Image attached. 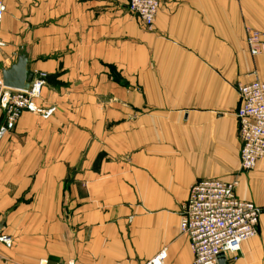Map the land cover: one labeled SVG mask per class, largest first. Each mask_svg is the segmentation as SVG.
I'll list each match as a JSON object with an SVG mask.
<instances>
[{
  "label": "crops",
  "instance_id": "crops-1",
  "mask_svg": "<svg viewBox=\"0 0 264 264\" xmlns=\"http://www.w3.org/2000/svg\"><path fill=\"white\" fill-rule=\"evenodd\" d=\"M2 1L0 81L24 54L55 113H24L0 138L13 242L0 264H144L162 250L191 264L179 212L196 182L236 180L239 199L264 205V160L237 173L235 117L238 85L264 81L245 43L264 31V0H160L148 32L126 0ZM225 264H264V213Z\"/></svg>",
  "mask_w": 264,
  "mask_h": 264
},
{
  "label": "built area",
  "instance_id": "built-area-1",
  "mask_svg": "<svg viewBox=\"0 0 264 264\" xmlns=\"http://www.w3.org/2000/svg\"><path fill=\"white\" fill-rule=\"evenodd\" d=\"M129 14L144 30L150 31L158 12L160 0H126ZM5 6L0 0V27ZM245 43L251 56L264 54V31L245 30ZM0 41V49L4 47ZM27 89L13 90L0 81V138L13 128L22 114L48 119L55 113L54 107L38 106L48 76L41 71H31ZM236 110L237 135L240 141L239 171L250 172L264 160V81L253 80L238 85ZM237 181L201 180L189 190L187 199L180 205L179 231L189 240L193 255L191 264H224L235 262L241 245L254 238L259 216L264 205L239 199L235 190ZM12 239L0 231V248L11 249ZM164 250L144 264H164ZM38 264H50L41 260ZM60 264H75L73 260Z\"/></svg>",
  "mask_w": 264,
  "mask_h": 264
},
{
  "label": "water",
  "instance_id": "water-1",
  "mask_svg": "<svg viewBox=\"0 0 264 264\" xmlns=\"http://www.w3.org/2000/svg\"><path fill=\"white\" fill-rule=\"evenodd\" d=\"M30 80L28 60L24 54H18L16 62L8 69L2 70L1 82L4 87L13 90H24L28 87ZM220 264H224V258L219 260Z\"/></svg>",
  "mask_w": 264,
  "mask_h": 264
},
{
  "label": "rangeland",
  "instance_id": "rangeland-1",
  "mask_svg": "<svg viewBox=\"0 0 264 264\" xmlns=\"http://www.w3.org/2000/svg\"><path fill=\"white\" fill-rule=\"evenodd\" d=\"M3 2V1H2ZM145 31H147V30H145ZM148 32V31H147ZM4 50L2 51H0V52H4V51H6V49L5 48H3ZM13 62H15V58L13 59ZM114 80H116V81H118L119 83H121L120 81V79H118L117 77H114ZM237 173H240V171H239V169H238V172ZM242 173V172H241Z\"/></svg>",
  "mask_w": 264,
  "mask_h": 264
},
{
  "label": "trees",
  "instance_id": "trees-1",
  "mask_svg": "<svg viewBox=\"0 0 264 264\" xmlns=\"http://www.w3.org/2000/svg\"><path fill=\"white\" fill-rule=\"evenodd\" d=\"M47 81H48V79H47Z\"/></svg>",
  "mask_w": 264,
  "mask_h": 264
}]
</instances>
